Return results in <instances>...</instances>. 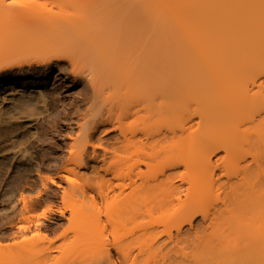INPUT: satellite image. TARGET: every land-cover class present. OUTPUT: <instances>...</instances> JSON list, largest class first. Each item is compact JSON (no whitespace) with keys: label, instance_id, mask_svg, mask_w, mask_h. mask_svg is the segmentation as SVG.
I'll return each mask as SVG.
<instances>
[{"label":"rangeland","instance_id":"1","mask_svg":"<svg viewBox=\"0 0 264 264\" xmlns=\"http://www.w3.org/2000/svg\"><path fill=\"white\" fill-rule=\"evenodd\" d=\"M35 1L43 2V0ZM49 1H51L52 4L47 3L44 8H42L44 5H41V10H38L39 12L37 11L35 16L30 15L31 17L29 16V18L32 19V17H35L37 20L39 19V21L42 19H82L83 23L81 30L76 33L73 31L75 33L73 34V37H84L87 38V40L85 41L82 39L85 42H81V46L79 45L80 49H75L76 51L79 50L78 52H75L76 59H83V61H81L82 63H76L78 64L75 66L76 75L73 74L74 72H72L71 65L64 60L54 62L50 65L49 63L43 64L45 62L44 60L40 65L13 68L7 73L0 74V100L3 96L8 97V94L25 88L27 90H39V92L45 96L47 101L44 107L37 104L36 106H33L32 110L30 109L31 115L36 118L35 125L32 129H30V134L26 133L27 128H20L17 131L15 126H6L7 128L4 127L3 129L2 127L0 128V142H2L0 143L1 151L4 149L3 147H5V149H9V145L11 146L10 148H12L19 144L27 149L26 153L28 152L32 154L34 159L36 157V160L38 161H36L38 163V176L35 174L31 176L28 174L26 168H23L24 166L19 165L20 167L16 166L15 169L14 167L8 168V164L4 159L6 155H3V158L0 157V243L9 245V247H4V249L0 251V264H154L156 260L154 262L153 259L150 260L152 257H150V251H148L147 248H144L143 245L144 242L149 244L151 241L152 243L156 241L155 244L153 243L154 245L152 244L154 249L160 246V249L158 248L159 252L163 248L161 251L164 252V254L166 252V257L169 256L166 258V261L164 260V254H162L164 258L161 260V254L158 253V256H160L158 257L156 255L158 257V259L156 258L158 260L156 261L157 264L219 263L212 257V255L205 256L202 252V246L204 244L198 241V237L205 233L207 224L202 222L201 215L199 214L193 221L192 229L187 231L186 234H183L184 236H182L183 238H186V241L180 237V242H182H177L179 243L177 245L178 248H183V250H180L182 253L184 252L186 254L172 253L174 250L168 254L167 251H170L169 249H171L172 246L175 247V244L173 243L172 245L169 243L168 246L165 245L169 240L167 238L168 233H171V237L174 236L173 239L175 238V225L178 226L180 223V216L183 214L180 213L178 209L168 208V206L166 208L162 207V209L159 207L160 209L156 210L158 208L157 207L156 209L150 210L151 213L145 216V214L149 211L146 213L144 210H141L140 207V213L143 211L145 212L144 216L139 215L137 218L134 216L135 219H133L129 216L132 214V211L131 213L129 212V215H124L126 212L124 214L122 213L124 216L120 217L121 211L119 212V210L123 206L121 205L122 207L119 209V205L116 206L114 204L117 200L112 203L110 198H113L114 195H117L116 197H118L120 191L119 189L128 180L127 172L130 171V166L133 162H135V156L133 155L134 157L130 160L128 158L127 160L126 158L128 155L126 152L118 153L115 150V145H113L114 147L111 145L114 144L112 143L113 141L111 142L115 135L114 132L108 131V129L102 132L100 128L99 131L96 130L94 131L95 133L93 132L92 134V143L96 144L98 139L97 137L101 138V141L104 142L101 143L103 146H105V141L106 144L108 142V144L104 147L106 148V153L108 150L111 152L113 151V154L116 151L115 154H117H114L113 158L111 152V156L109 152L107 153L109 154V157L106 155L108 158V160L106 158V162H108L107 164L105 161L101 162L100 160H88V162L82 164L79 163V160V162L77 161L78 153L71 155L69 145L79 144L74 141L77 138L81 139L83 135H86V131L88 129H86L87 125L84 124V121L88 122L90 119L92 121L93 117H96L95 114L98 112L96 110L98 107L101 106L99 108L100 110H106L108 108L106 106V109H104L105 105L109 106L113 103H115L113 105H118L117 102L119 101H121L119 103L120 105L121 103L122 105L125 103L124 106H127L126 103H129V100L127 101V98H124L122 90H120L122 84H124L125 76L114 69L117 65H119L120 61H117V64L113 59L115 55H112L111 53H104L98 56L89 53V55L91 54L92 56L90 55V59L88 61V59L84 58L87 57V52L92 48L88 50L87 47L85 48L84 46L85 44H88L89 47H92L93 44V46L96 45L94 49H98V46L107 48L113 46L115 42H117L118 38L128 36L136 37V35H138L137 37L142 36V38H144L143 36H165L168 39L169 37H172L171 40L173 38L175 39H173L174 42L172 45H174L175 41L177 42L175 45H178L176 46L178 48H176V52L178 53L173 52L175 50H172V52L174 54H178L179 56L176 55L177 57H180V53H186V55H189V53L191 54L190 51L193 53L195 52L196 55H198V58H195L194 61L197 59L200 64H197L196 61L193 62V64L195 63L198 67L202 65V68L204 69L205 67L203 66L209 64L208 62H205V60H208L209 58V45L213 43V41L219 40L224 47L227 45L238 47L237 45H239L242 50L243 48H246V50L252 51L253 57L249 58L245 62V68L248 69L249 73L262 72L264 71V32H262L264 27L260 28L259 24L262 22L261 24L264 26V10L262 12H258L255 11L253 7H250L244 11V14L240 16L237 15V18H233L237 24L235 23L233 26H238V21H240L242 22L240 24H243L244 30H241V32H238L240 29L236 32L231 30L233 33H230V30L227 32L224 28L225 26H222V24L217 27L214 23V19L218 14L217 12L215 13V9L217 10V8L214 0H194L185 4H179L172 0H95V8H90L92 5L91 0ZM247 1L249 0H232V4L229 6L230 11L233 10L234 7ZM92 10H96L97 13L93 17H89V13ZM0 20L1 67L3 62L1 60L3 59L2 56L4 54L2 51H4L3 48H5V44L3 46V43L7 41V39L10 40V37H6L8 35L10 36V34L11 36L13 34H17L13 31V27L19 34H21L23 30L20 26L18 27V23L16 26L14 25L16 22H13L12 24L10 22V24L8 23V26L7 22L4 23L6 19L4 20L0 17ZM27 20L28 18H25V21ZM258 27L261 29L260 31H257V29H259ZM66 32L67 31H65V33ZM77 39L78 38H76V40ZM70 40L74 41L75 39L73 38ZM76 40L75 42L81 39ZM14 42L17 43L16 40ZM156 42L158 43L157 39ZM170 42L171 41H168L169 45H171ZM20 43L23 44L22 42ZM76 45L78 44L73 46ZM167 45L166 48L169 49V46ZM81 48L85 51L80 52V50H82ZM171 48L169 49L170 52ZM170 52L169 54L172 53ZM30 53L43 58L44 56L51 54L52 51L48 52L39 47H35L30 51ZM183 56L185 57V55H182L181 58L185 59ZM186 57L188 58H186L187 61L185 59V63L182 62L183 59L181 60L179 58L184 65L189 61V56ZM84 60H87V62H84ZM122 60L132 62V59L129 58V56ZM114 63L116 64L115 66ZM191 63H188L189 65L186 64L185 67L191 66ZM222 63L225 67L228 64L233 65L234 60L229 58V61L223 60ZM153 64L155 66L156 63H152L151 65L153 66ZM130 65L135 66L136 63L132 62ZM77 74L81 75L78 76ZM88 77H92L94 80L96 79L95 86L97 89L95 87L94 92H92L89 87L86 88L85 86L87 85H84V78L86 79ZM197 84H199L197 85V92L199 96V102L197 101V103L200 105V109L197 114H204V119L200 123L199 120H197L199 117L196 118V115L194 114V107L196 104L191 98H187L189 100L188 105H185V107L183 106L182 108L178 107L179 109H175L172 114L175 115V117L179 116V118L181 116V118H183L182 121H184L183 123L186 124L188 128L191 125V132L192 130H195V128H198V126L200 128L199 132L202 133H205L210 130V128L215 127L211 135L207 137H200L198 134L196 135L200 137V139L198 138L199 145L196 144L197 142L195 143L194 139H198L194 137V142L191 143V145L194 147L193 150L196 151L198 156L206 154L207 151L217 147L221 142L230 139V136L235 135H232L234 131L238 132V129L243 131L247 127H251L249 124L250 122L248 123L243 120L244 116L248 114L258 115V113H261L260 115L264 118V99L257 101L256 103L254 102L250 106H248L249 102L245 101L243 97L240 96L234 98L224 96L220 99L213 100L209 95L205 82L200 79ZM221 84L222 80L218 81L216 86H220ZM189 86L187 87L188 89ZM246 88V85H243L241 87L242 92H244ZM249 88H252L251 93L257 89L256 87ZM123 99L124 101H122ZM188 100L185 101L186 104L188 103ZM2 106H5V104L0 102V108ZM73 112H76V114H73ZM84 112L86 113V116L83 114ZM128 115L129 114L126 115L127 118L123 119V122H125L124 124L127 123L129 128L131 126L130 129L137 128L135 131L137 132L139 127H142L141 121H135L133 116ZM220 116L223 118L222 120L218 119ZM151 121L153 120L151 119ZM197 122L199 125H197ZM81 124L84 126L86 125L84 127L85 129L82 128L83 126H79ZM152 124L154 125V123ZM146 125L150 126L151 124L147 123ZM105 127L108 128L109 126L106 125ZM155 129H157V127H155ZM190 129H187V131ZM149 130L152 129L149 128ZM13 133L14 135L11 136ZM8 137L10 140H14V143L11 144L13 141H10ZM38 138L41 141L37 140ZM6 140L7 142L10 141L9 144H7V142L5 144L3 143ZM81 141L82 139L79 140V142ZM72 142L75 144H72ZM14 144L15 146H13ZM187 144L191 147V145H189L190 143H185L187 156L184 153V157L186 156V158H189L191 157L190 155H192L191 153L193 151H187ZM111 147H113V149ZM193 154L195 153L193 152ZM217 154L218 155L216 156H211L212 173H210V169H208L207 166H202V169H205L199 173L200 180L198 179V181L200 182L195 187L196 190H200L202 188L201 182L203 180H209L211 179V176L213 179L217 177L219 171L215 167L217 163L216 159L224 153L218 152ZM158 161L159 158H157V161L155 162ZM103 163L112 166L110 173L106 174L107 176L102 170V168L106 166H104ZM79 164H81V166L78 168L77 166H79ZM156 167L158 170V165ZM156 167L151 169H156ZM2 168L6 170L3 171L5 172L4 174L1 172ZM131 168V171L135 169L134 167ZM144 168L143 170H146ZM108 169L110 170V166ZM183 169L181 168L180 170L183 172ZM157 170H152L151 173ZM184 170L186 172V169ZM112 171H114L118 177L116 176L115 178H111V174L114 173ZM136 171H138V169ZM151 173L149 171V175ZM157 173L158 171L152 175ZM2 174H6L4 176L5 178ZM208 174L211 175L210 178ZM75 175L78 177L74 183L73 179H75ZM135 175H132L133 178H136ZM104 176L105 178L110 177L108 180L109 182L111 180L113 184H110V187L117 184L119 185L117 186L118 188L116 186H114V188L112 187V189L115 190V193L117 189L119 191L115 194L112 193L111 189L109 192L110 194L107 195L112 197H108L109 199L105 198L108 199L107 201L104 199V201H102L100 196H98L96 188L97 186L98 190L100 191L101 189V191H104L103 193L105 194V184L107 183H104V181L106 182L107 179L104 180ZM129 176L132 177L131 174H129ZM70 179H72L73 182ZM128 182L130 181L126 182L127 185ZM101 183H104V186L102 185L101 187ZM121 183L122 185H120ZM184 184L183 190L185 187H188L186 185L188 183ZM127 185L125 184V189L122 187L124 190L122 188L121 190L128 192L129 188ZM22 200L25 201L24 203H26V208H23L22 205L24 204ZM215 203V196L212 194L210 197L206 192L203 203L200 205V211L207 210L210 214V212H213L214 210ZM124 209L125 208H123V211H125ZM137 210L138 209H136V211ZM141 215H143V213ZM186 227V225H183L182 230L184 231ZM240 236L244 238L243 236L246 235L243 234L242 236V234H240ZM152 239H154V241ZM246 239L238 240V244L236 243L238 249L235 248L237 250L234 258L238 260L244 256L246 258V247L245 249L241 248V246L244 248V244L247 243ZM261 239L258 241H262V244H264V235ZM242 240H244L245 243L240 242ZM141 244V251L143 252L139 253L140 248L138 249V247L141 246ZM150 246H148V248ZM158 250L156 251L158 252ZM121 251L128 253L126 255V257L129 255L127 259H124L125 257L122 256ZM151 252L153 253L154 251ZM256 256V258L255 256L251 257V262L257 261L259 255L257 254ZM234 258L232 257V260L235 264L234 261L236 260ZM245 258L244 260L243 258L240 260L245 261ZM248 258L249 256L246 260ZM258 261L256 263L261 262ZM231 262L229 258L223 260L219 264H231ZM245 263H247V261ZM251 264H254V262Z\"/></svg>","mask_w":264,"mask_h":264},{"label":"bare ground","instance_id":"2","mask_svg":"<svg viewBox=\"0 0 264 264\" xmlns=\"http://www.w3.org/2000/svg\"><path fill=\"white\" fill-rule=\"evenodd\" d=\"M172 1L177 2L179 4H185L189 1L194 0ZM231 1L232 0H214V3L216 4L217 8V10L215 9V13H218L217 17L214 19V23L217 27L221 26L222 24V26H225L224 28L227 30V32L230 30V33L232 32L231 30L235 32L239 29L240 31L238 32L244 30L243 24H240L242 23L240 21H238V26H235L236 28L233 26L236 23L233 18H237V15L240 16L244 14V11L249 9L250 7H253V9L258 12H262L264 10V0H249L234 7L233 10L230 11L229 6L230 4H232ZM91 2L92 5L90 8H95V0H91ZM47 3L50 4L51 1L43 0V2H37L35 0H17L16 3H12V0H0V17L4 20L6 19L4 23L7 22V24H10L11 22L12 24L13 22H16L14 25L16 26L18 23V27L20 26L23 30V32L19 34L17 31H15L16 29L13 27V31L17 34H13L12 36L10 34V36L8 35L6 37H10V40L7 39V41H5L7 43H3V46L5 44V48H3L4 51H2L1 49V51L4 53L2 54L5 57L2 56L3 59L1 61H3L4 63L2 62V65L0 67V74L7 73L13 68L40 65L44 60L45 62L43 64L49 63V65L54 62L64 60L71 65L72 72H74L73 74H75V66L78 65L76 63H80L81 61H83V59H76L75 52H78L79 50L76 51L75 49H80L81 42H85L87 38L73 37V34H75L76 32H80L83 20L42 19L39 21V19L37 20V18L35 17H32L33 20L29 18L30 15L35 16L37 11L41 10V5H44L42 7L44 8L45 4ZM96 13V10H92L89 13V17H93ZM25 18H28V20L25 21ZM261 23L262 22H260L259 27L263 28L264 26ZM260 28L257 29V31H260ZM65 31L67 32L65 33ZM262 32H264V29H262ZM137 36L138 35H136V37L128 36L118 38L117 42H115L113 46L107 48H102L98 46V49H94L96 45L93 46L92 44V47H89L88 44H85L84 47H87L88 50L92 48L89 51L87 50L88 55L86 58H84L88 59V61L90 59L91 54L98 56L104 53H111L112 55H115V57L113 56V59L116 63L117 61H120L121 64L119 63V65H117V67H115L114 69H116L117 72L125 76L124 84H122L120 90H122V95L124 96V98H127V101L129 100V103H126L127 106H124L125 103H123V105L121 103L120 105L119 103L121 101L117 102L118 105H113L115 103L110 104L109 106L105 105L104 109H106V106L108 108L106 110H100L99 108L101 106L98 107L99 110L96 109L98 111L97 114H95L96 117L94 116L92 121L90 118H88L90 119V121H84V124L87 125H85L86 129H88L89 131L85 130L87 133L81 138L83 142H79V140L81 139L77 138L74 142L79 144L69 145L71 155L78 153L77 161L79 160L80 162H78L82 164L88 162V160H100L101 162L105 161V163L107 164V156L109 157V154L111 156V153L113 151L111 152L108 150L109 154H107L108 152L106 153V148L104 147L108 144V142L106 144L105 141V146H103L101 144L103 141H101V138L99 137H97L98 143L97 141L96 144L92 143V134L96 130L99 131L100 128L102 132L107 129L108 131L114 132L115 135L111 140V142L113 141L112 143L114 144L111 145H115V147L113 146L114 148H116L115 150L118 153L126 152L128 155V157L126 158L127 160L128 158L130 160L132 157L135 156V162H133L134 164L132 163L129 168L130 171L127 172V181L130 182H128L127 185V181H123L128 186L129 191L124 192L123 190L125 189V184L122 185L121 183V188L123 187L124 189L122 188L123 190H121L120 188V191L117 189L116 193H118L119 191L118 197H116L117 195L115 196L114 194H112L116 198H110L112 203L117 200V203L115 202L114 204L116 206L119 205V209L123 206L121 208L122 210H119V212L121 211L120 217L124 215H129L133 211L132 214L129 216L135 219L134 216H136V218L137 216L139 217V215L144 216L145 212L147 213V211L149 212L145 214V216L149 215L151 213L150 210L156 209L157 207L158 208L156 210L160 208L162 209V207L166 208L168 206V208L178 209L180 213L183 214L180 216V223L178 224V226L175 225V238L173 239L174 236L171 237V233H168L167 238L169 240L168 243H166L165 245L168 246L169 243L172 245L173 243L175 244V247L172 246V248L169 249L170 251H167L168 254L169 252H172V250L177 251H173L172 253L181 254V250H183V248H180V250L177 246L179 243L182 242H180V237L183 240L185 239L186 241V238H183L182 236H184L187 231L192 229L193 221L195 217L199 214L201 215L202 222L207 224L205 233L202 236L198 237V241L204 244L202 246V252L205 256L212 255V257L215 258L219 263L229 258L231 262L232 257L234 258L236 250L238 249V240L247 238V243H245L244 240L240 242L245 243L244 248L243 246H241V248L245 249L246 247V258L248 256L249 258L246 260L245 256L242 257L243 260L245 258V261L240 260L242 258H239L240 261L234 258L236 260L234 261L235 264H247L248 262H250L248 264H251L252 262H254V264H262L263 262L264 264V260H262L264 259V244H262V241H258L264 235V118L260 115L261 113H258V115L248 114L244 116L243 120L247 121L248 123L250 122L249 124L251 125V127H247L245 130L242 129L243 131H241V129H238V132L236 131L237 133L234 131L232 135H235L230 136L232 139L230 138L221 142L217 147L207 151L206 154H203L202 156H198L196 154V151L193 150L194 147L191 145V143L195 141V143L197 142L196 144L199 145L200 137H207L211 135L215 127L210 128V130L205 133H202L199 132L200 128L198 126V128H195V130H192L191 132V125L188 128L186 124L183 123L184 121H182L183 118H181V116L179 118V116L175 117V115L172 114L175 109H179L183 106L185 107V105H188V99L191 98L196 104L194 107V114L196 115V118L199 117V119L197 118V120H199L200 123L204 119V114H197L200 109V105L199 103H197V101L199 102V96L197 92V85L199 84L197 83L198 81H200V79L203 80L207 85L211 99H220L224 96H229L230 98L240 96L243 97L245 101L249 102L248 106H250L254 102L256 103L257 101L264 99V71L255 73L248 72V69L245 68V62L249 58L253 57V53L250 50H246V48H243L242 50L239 45H237L238 47H234L233 45H227L226 47H224L219 40L213 41V43L209 45V58L208 60H205V62H208L209 64L203 66L205 67L203 69L202 65L198 67L195 63L193 64V62L195 61L197 64L199 63V60L197 59L194 61L195 58H198V55H196L195 52L194 54L192 51H190L191 54L189 53V55H186V53H180V57H177L179 56L178 54L173 53L177 51L176 46H178L175 45L177 44L176 41L174 45H172L175 40L174 38V40L172 39V41V37L169 36H167L169 37V39L165 36H143L145 39L142 38V36ZM69 38H74L75 40L76 38H78L81 40L77 39V43L75 42V40L72 41ZM155 38L157 39L158 43L156 42ZM82 39L85 41H83ZM15 40L17 43L14 42ZM168 41L172 42H170L171 45L168 44ZM20 42H22L23 44H21ZM19 43L21 44V46ZM75 44L78 45L73 46ZM166 45L169 46V49L173 47L171 48V52L172 50L175 51L171 53L170 50L166 48ZM35 47H39L48 52L52 51V53L48 54L47 56H44L43 58H41V56L39 57L32 55L30 51L33 50V48ZM83 48H81L82 50H80V52L85 51V48ZM169 52L171 54H169ZM89 53L91 54L89 55ZM125 53H128L127 56L132 59V62L136 63L135 66H131L130 64H132V62H129L128 60H122L127 57ZM182 55H185V57L183 56L185 59L188 58L186 56H189V61L190 59L191 61H188V63L190 64L192 62L191 66L185 67V65L188 63H186L185 65L182 63H185L187 61V59L185 61V59L181 58ZM179 58L181 60L183 59L182 62ZM229 58H232V60H234V64H228L224 67L222 61H229ZM85 61L87 62V60H84V62ZM152 63H156L157 65L155 64L154 66L153 64V67L151 65ZM115 65L116 64L114 63V66ZM94 78H84V85H87L85 87H89L92 92L95 91L96 87V79L94 80ZM220 80H222V84L220 86H216L217 82ZM191 85H193L195 88ZM243 85H246V87L248 88H246L244 92H242L241 90V87ZM188 86L190 90L187 88ZM249 87H256L257 89L251 93L252 88ZM186 100H188L187 104L185 103ZM122 101H124V99ZM0 102L5 104V106H2L0 108V128L2 127L3 129L6 126H15L16 131L20 128H27L26 133L30 134V129H32L36 123V118L31 115L30 109L32 110L33 106H36L37 104H40V106L44 107L47 101L45 96L42 95L39 90H27L23 88L8 94V97L3 96ZM85 112L83 114H85L86 116ZM73 114H76V112H73ZM127 114L133 116L135 121H141L142 127H139L137 132H135L137 128L130 129L131 126L129 128V126H127V123L124 124L125 122H123V119L127 118ZM151 119L153 121H151ZM218 119L222 120L223 118L220 116ZM151 122L154 123V125ZM147 123L151 124L150 126L153 127L146 125ZM199 123L197 125H199ZM82 124L79 126H83L82 128L85 129V126ZM144 124L146 125V127ZM106 125L109 127H105ZM148 126L152 130H149ZM155 127H157V129H155ZM187 129H190L188 130L190 132H188ZM14 133L11 136H13ZM197 134L200 137L196 136ZM194 137L199 139L195 140ZM37 140H39V138ZM10 141H13L11 142V144L14 143V140ZM10 141L7 142L6 140L3 143L5 144L7 142V144H9ZM74 142H72V144H75ZM186 142L190 143L189 145H191L192 147L191 149V147H189L187 144V151L192 150L195 153L193 154V152L191 151L192 155H190L191 157L189 158L187 157L188 159L186 158ZM13 146H15V144ZM10 147V145L9 149H5V147H3V152L0 150V157L3 158V155H6L4 159L8 164V168L14 167L15 169L16 166H24L23 168H26L29 175L32 176L35 174L38 176V161L36 160V157L34 159V156L32 154L28 152L26 153L27 149H25L19 144L16 147ZM113 147L111 148L113 149ZM97 151H101L103 153H98ZM218 152H223L224 154L216 159L217 163L215 167L219 171L217 177L213 179V177L208 174L209 178L211 176V179L203 180L201 182L202 188L200 190H196L195 187L200 182L198 181V179L200 180L199 173H201L202 170L205 169L202 168L206 166L208 169H210V173H212L211 156L218 155ZM184 153L186 155L185 157ZM114 154L112 153V158ZM157 158H159V161L155 162L157 161ZM153 162H155L156 164ZM106 164H104V166ZM157 165L158 170L156 167ZM80 166L81 164H79V166L77 167L79 168ZM106 166L102 168L103 173L105 172V175L110 173L112 167L109 164ZM109 166L110 170L108 169ZM131 167H134L136 170L138 169V171L134 169L132 170V172ZM154 167H156V169H151ZM3 168L1 172L4 174L5 172L3 171L6 170H4L5 168ZM143 168L146 170H143ZM181 168L186 169V172L184 169L182 172L180 170ZM152 170H157L158 173L152 175L153 173L157 172L154 171L153 173H151ZM149 171L151 173L150 175ZM128 173L131 174V176L136 174V178H133V176L130 177ZM5 175H3V177ZM116 176L118 177L115 172L111 174V178H115ZM74 177L75 179H73ZM74 177L72 179L75 183V180L78 176L75 175ZM103 178L104 180L107 179L106 182L104 181V183H107L105 184L107 193L105 192L104 194V191L102 192L101 189L99 191L97 186L96 188L98 196H100L102 201H107L109 199L108 197H112L108 196L112 187L114 188V186L117 187L119 185L117 184L110 187L111 185H113L112 181L110 180L109 182L108 180L110 177L105 178L104 176ZM72 179L70 180L72 181ZM104 183H101L100 186L102 187ZM184 183H188L186 184L188 187H185V189L183 190V186L185 185ZM113 190L114 189H112V193H115V190L114 192ZM206 192L210 197L213 194V196H215L216 201L214 205V210L213 212H210V214L207 210L200 211V205H202L203 203ZM22 201L24 204L22 205L23 208H26V203H24L25 201ZM140 207L141 210L145 211L142 212L143 215H141L142 213H140ZM123 208H125V211H123ZM135 208L139 211H136ZM125 212L126 214H124ZM122 213L124 215H122ZM183 225L187 226L184 231L182 230ZM240 234H242V236L243 234L246 236H243L244 238H242ZM152 240L154 241V239ZM153 243L155 244L156 241ZM153 243L152 241L149 244H146V242H144V244L142 243L144 245V248H147L148 251H150V257L152 256L150 260L153 259V262L155 260L158 261L157 259L160 256H158L159 253L161 254V260L165 256L164 260L167 261L166 258L169 257L168 254V257H166V252L164 254V252L161 251L163 248L159 252L158 248L160 249V246L154 249L152 247L154 245ZM142 244L138 247V249L140 248L139 253L143 252L141 251ZM148 246H150V249L148 248ZM4 247L7 248L9 247V245L0 243V251H2ZM156 250H158V252ZM151 251L154 252L152 253ZM121 254L125 257L124 259H127V257L129 256L128 255L126 257V255L128 254L127 252L124 253L121 251ZM162 254H164V256ZM257 254L259 255V261H262L259 262L257 258V261L259 263H256L257 261L251 262V257L255 256L256 258ZM156 261L154 264H157ZM246 261L247 263H245ZM231 264H234L233 260Z\"/></svg>","mask_w":264,"mask_h":264},{"label":"snow or ice","instance_id":"3","mask_svg":"<svg viewBox=\"0 0 264 264\" xmlns=\"http://www.w3.org/2000/svg\"><path fill=\"white\" fill-rule=\"evenodd\" d=\"M17 2V0H12V3H16Z\"/></svg>","mask_w":264,"mask_h":264}]
</instances>
